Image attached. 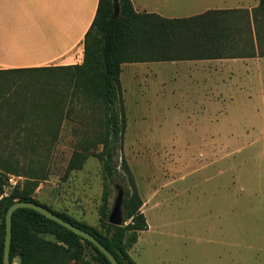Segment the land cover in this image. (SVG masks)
I'll return each instance as SVG.
<instances>
[{"label": "rangeland", "instance_id": "1", "mask_svg": "<svg viewBox=\"0 0 264 264\" xmlns=\"http://www.w3.org/2000/svg\"><path fill=\"white\" fill-rule=\"evenodd\" d=\"M212 71L211 114L200 96L209 94L200 72L196 86L182 63L122 65L123 154L148 223L129 248L138 264H264V57L215 60ZM71 73L14 76L28 94L32 81L49 95L0 103V176L6 193L26 188L54 210L103 230L100 116L72 96ZM115 184L125 189L119 180L109 184L111 207ZM71 264L102 263L85 245L83 259Z\"/></svg>", "mask_w": 264, "mask_h": 264}, {"label": "trees", "instance_id": "2", "mask_svg": "<svg viewBox=\"0 0 264 264\" xmlns=\"http://www.w3.org/2000/svg\"><path fill=\"white\" fill-rule=\"evenodd\" d=\"M118 3L119 13L114 17L115 0H99L95 18L85 35L81 64L0 69V103L3 106L7 107L12 99H15L12 103L18 105L29 96L42 100L48 94L39 91L36 88L38 84L32 81H29V90L34 91L32 94L24 91L26 83L16 86L13 78L18 73L61 69L72 72L69 84L76 87L72 96L96 107L100 116L102 144L97 158L107 182L101 208L104 229L81 222L66 212L54 210L36 199L26 188L15 187L5 193V181L0 176V264H4L6 213L16 201L42 204L95 236L119 264H138L129 254V248L137 242V234L148 229V223L134 174L123 154L127 116L121 82L122 65L185 59L264 57V0H260L252 10L212 9L185 18L137 12L131 0H118ZM50 85L55 88L59 83L54 80ZM58 91L60 101L65 102V90L59 87ZM118 180L125 185L126 224L122 226L108 221L111 211L109 184ZM46 235H52L54 239H48ZM85 245L97 253L102 264H111L90 241L38 211L18 208L13 213L11 264H14L15 258L19 259V264L80 262Z\"/></svg>", "mask_w": 264, "mask_h": 264}, {"label": "crops", "instance_id": "3", "mask_svg": "<svg viewBox=\"0 0 264 264\" xmlns=\"http://www.w3.org/2000/svg\"><path fill=\"white\" fill-rule=\"evenodd\" d=\"M131 1L137 12L156 13L167 18L191 17L212 9L252 10L259 4L257 0L246 5L242 4L245 0L237 4H231L227 0H223V3L218 0ZM98 4L99 0H0V69L81 64L85 35L95 18ZM239 59L249 58L163 62L184 64L187 78L192 82H197L199 72L204 75L201 79L204 81L202 87L209 88V94L204 90L200 96L211 103L207 110L212 114L213 62ZM199 110L202 111V108Z\"/></svg>", "mask_w": 264, "mask_h": 264}, {"label": "water", "instance_id": "4", "mask_svg": "<svg viewBox=\"0 0 264 264\" xmlns=\"http://www.w3.org/2000/svg\"><path fill=\"white\" fill-rule=\"evenodd\" d=\"M114 12H115L114 17H117L119 13L118 0H115ZM115 188L117 190V195L111 207L108 221L109 223L113 225L122 226L126 224L125 210H124L125 189L119 184H116ZM18 208H31V209L38 211L39 213L45 215L49 219L56 221L57 223L63 225L67 229L73 231L74 233L80 235L84 239H87L88 241H90L93 245H95L98 248L99 251H101L103 254L106 255V257L108 258L111 264H119V262L117 261L115 256L109 251V249L105 245H103L91 233L83 230L81 227L69 221L64 220L63 218L49 211L42 204H39L33 201H16L9 207L6 213V221H5L6 222V235H5V241H4V258H3L4 264H11L10 246H11V239H12V219H13V213Z\"/></svg>", "mask_w": 264, "mask_h": 264}, {"label": "built area", "instance_id": "5", "mask_svg": "<svg viewBox=\"0 0 264 264\" xmlns=\"http://www.w3.org/2000/svg\"><path fill=\"white\" fill-rule=\"evenodd\" d=\"M14 188V187H13ZM6 193V192H5Z\"/></svg>", "mask_w": 264, "mask_h": 264}]
</instances>
